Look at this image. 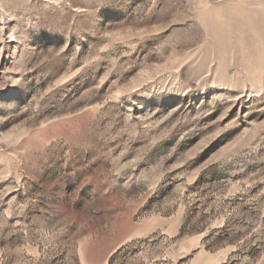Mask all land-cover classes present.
Returning a JSON list of instances; mask_svg holds the SVG:
<instances>
[{"label": "rangeland", "instance_id": "rangeland-1", "mask_svg": "<svg viewBox=\"0 0 264 264\" xmlns=\"http://www.w3.org/2000/svg\"><path fill=\"white\" fill-rule=\"evenodd\" d=\"M0 264H264V0H0Z\"/></svg>", "mask_w": 264, "mask_h": 264}]
</instances>
